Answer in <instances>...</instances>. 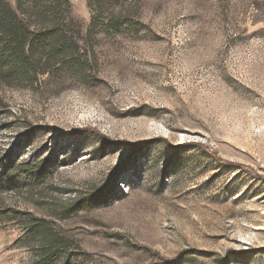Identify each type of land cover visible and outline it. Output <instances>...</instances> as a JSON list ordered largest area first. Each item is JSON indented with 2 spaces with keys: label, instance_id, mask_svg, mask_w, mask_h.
<instances>
[{
  "label": "rangeland",
  "instance_id": "rangeland-1",
  "mask_svg": "<svg viewBox=\"0 0 264 264\" xmlns=\"http://www.w3.org/2000/svg\"><path fill=\"white\" fill-rule=\"evenodd\" d=\"M37 1L67 49L0 78V264H264V0Z\"/></svg>",
  "mask_w": 264,
  "mask_h": 264
},
{
  "label": "trees",
  "instance_id": "trees-1",
  "mask_svg": "<svg viewBox=\"0 0 264 264\" xmlns=\"http://www.w3.org/2000/svg\"><path fill=\"white\" fill-rule=\"evenodd\" d=\"M18 1L19 5L15 8L7 0H0V78L17 70L22 71L23 77H28L32 73L37 74L39 66L42 67L40 71L45 74L49 72L48 66L52 64L54 54L67 49L63 33L33 32L21 16L37 18L41 11L44 13L43 10L52 8L51 5L39 7L38 1L33 0V6L25 8L21 0ZM116 26L118 30L121 27L120 23ZM45 55L48 57L43 60Z\"/></svg>",
  "mask_w": 264,
  "mask_h": 264
}]
</instances>
